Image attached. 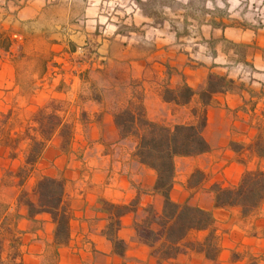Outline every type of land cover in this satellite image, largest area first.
<instances>
[{"label":"rangeland","instance_id":"obj_1","mask_svg":"<svg viewBox=\"0 0 264 264\" xmlns=\"http://www.w3.org/2000/svg\"><path fill=\"white\" fill-rule=\"evenodd\" d=\"M125 45L139 47L141 79L133 78L136 52L123 55ZM214 60L240 69L245 83L264 80L253 72V66H264V0H0V264H17L16 244L7 246L9 239L15 241V221L13 214L2 219L4 202L15 198L23 206L20 195L33 199L34 185L43 175L36 163L19 185L17 175L30 143L25 134L37 136L57 127L51 139L66 152L82 136L87 119L83 100L142 101L146 95L139 83L148 96L162 94L169 81L180 86L186 73L210 68ZM217 71L211 73L224 75ZM194 108L200 109L197 96L187 106L168 107L159 123L194 122ZM63 126L69 133L61 138ZM259 137L264 140L262 118L255 119L252 129L235 131L232 158L225 161L244 171L264 169L252 150ZM228 173V179L221 173L224 181L218 185H237V167ZM198 179L194 175L192 183ZM255 212L264 215V203ZM53 253L45 264H56Z\"/></svg>","mask_w":264,"mask_h":264},{"label":"crops","instance_id":"obj_2","mask_svg":"<svg viewBox=\"0 0 264 264\" xmlns=\"http://www.w3.org/2000/svg\"><path fill=\"white\" fill-rule=\"evenodd\" d=\"M105 42L103 46L106 49ZM133 50L136 52V59L131 62L135 64L133 78L141 79L144 66L141 64L139 47L133 49L131 45H125L121 48L123 55ZM253 68L254 73L264 78V66ZM214 70L232 79L236 88L233 92L213 97L212 104L206 110L207 122L202 132L210 150L199 156L175 159L174 184L169 196L176 204L187 203L212 211L216 258L210 260L202 252L185 250L174 259L158 260L138 236L135 229L145 219L147 209H152L156 215L160 214L163 198L152 191L155 172L140 165L133 157L135 141L119 137L114 123L116 110L112 107L116 104L124 107L127 101H115L103 96L98 100L92 97L83 100L86 106L83 114L87 119L79 141L65 152L60 148V142L52 138L36 164L43 175L60 177L65 181L63 199L70 213L69 241L66 246L57 249L56 264H264V215L254 212L243 217L237 207L214 208L210 190L213 184L224 181L221 173L228 179V170L232 165L239 170L235 183L244 171L242 166L229 161L232 158L230 145L235 131L237 133L240 128L252 129L256 118L264 119V80L250 79V83H245L240 69L231 70L225 62L215 61L210 68L186 73L182 84L192 89L203 87L208 74ZM139 84L141 92L146 95L141 102L149 120L160 122L168 107H177L164 102L161 92L148 96L147 89H143L144 83ZM177 86L171 85L170 81L167 83L169 88ZM76 100L79 101V98ZM104 105L105 109L99 108ZM184 123L174 122L173 125ZM226 156L228 161H225ZM195 171H200L202 177L191 186V176ZM222 186L229 185L225 182ZM133 201H136L132 206L133 211L120 218V227L116 232L117 239L126 246L123 256H118L105 235L109 214L103 209L102 202L127 206ZM4 204L2 219L13 214L15 221L12 224L15 241L9 239L7 243L8 248L16 244L14 262L45 264L55 251V225L50 216L39 214L29 218L26 208L17 206L15 198ZM151 229L157 231L158 227L152 225ZM207 234L208 231H192L188 236H193L190 242H202ZM6 254L1 256L2 260L8 257Z\"/></svg>","mask_w":264,"mask_h":264},{"label":"trees","instance_id":"obj_3","mask_svg":"<svg viewBox=\"0 0 264 264\" xmlns=\"http://www.w3.org/2000/svg\"><path fill=\"white\" fill-rule=\"evenodd\" d=\"M235 88V82L226 75L209 73L204 87L199 92H195L185 83L174 89H165L162 100L176 106H187L194 97H198L200 109L191 110V116L194 119L191 123L166 125L153 122L147 118L140 98L129 99L125 107L114 115V123L119 131L120 139L135 140L133 157L140 165L155 172L152 191L163 198L161 213L156 215L152 209H147L145 219L135 229L158 260L174 259L185 250L202 252L210 260L216 258L212 211L187 203L176 204L170 200L169 195L174 184L175 159L199 156L210 150L202 132L207 122L206 109L212 104L213 97L216 94L233 92ZM56 129L57 127H52L45 131L41 130L37 133L38 137L30 133L25 134L30 143L24 155V165L17 175L20 178V186L26 177L32 174L37 160ZM65 131H68V126L60 129L61 138H64ZM252 150L259 161H264V140L261 137L253 144ZM22 173L24 175H21ZM194 175H198L199 179L192 183ZM201 177L202 173L195 171L191 176V186L199 182ZM64 184L63 178L42 175L34 185L33 199L24 192L19 197V203L26 208L29 218L39 214L50 216L55 225L53 234L55 260L57 249L66 246L69 241L70 213L63 199ZM210 190L213 194L214 208L237 207L241 215L247 217L264 203V169L257 167L254 170L244 171L234 187L213 184ZM102 204L105 212L109 214V224L105 235L112 243L113 252L123 256L126 246L123 241L117 239L116 232L120 227V218L133 211L132 206L136 204V201L127 206L107 202ZM152 225H156L158 230L153 231ZM192 231H208V234L202 242H187L186 237Z\"/></svg>","mask_w":264,"mask_h":264}]
</instances>
